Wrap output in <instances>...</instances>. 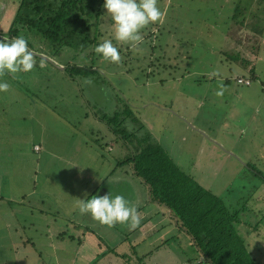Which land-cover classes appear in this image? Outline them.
Listing matches in <instances>:
<instances>
[{
	"label": "rangeland",
	"instance_id": "1",
	"mask_svg": "<svg viewBox=\"0 0 264 264\" xmlns=\"http://www.w3.org/2000/svg\"><path fill=\"white\" fill-rule=\"evenodd\" d=\"M20 2L0 0V38H8ZM157 4L165 13L163 20L141 29L140 42L129 47L113 41L118 63L94 51L98 43L111 39V21L102 7L91 54L65 48L49 58L58 66L70 61L71 69L83 63L97 70L75 80L41 53L52 47L37 35L21 33L33 68L0 72V81L9 85L0 91V103L6 100L0 194L16 199L0 200V264H199L191 238L134 173L133 165L116 167L142 133L150 141L140 138L141 145L160 146L174 163L173 171L194 179L226 206L245 205L243 218L255 230L247 242L264 264V0ZM237 78L250 84H239ZM116 108H125L136 119L127 124L132 132L126 131L134 135L119 134L128 136L125 145L130 149L120 140L118 151L105 150L109 158L102 159L92 145L106 147V138L116 137L107 124ZM34 144L41 146V153L34 152ZM60 159L64 165L69 161L67 172ZM46 169L52 179L39 177L35 192L19 199L20 190L31 189L33 174L43 175ZM106 174L124 180L122 194L131 189L140 205L148 200L143 211H149L150 222L138 229L123 224L112 228L79 212V198L91 189L83 191L85 181L91 175L100 182ZM47 198L50 201H44ZM52 205L54 212L47 210ZM66 210L70 218L64 217Z\"/></svg>",
	"mask_w": 264,
	"mask_h": 264
},
{
	"label": "trees",
	"instance_id": "2",
	"mask_svg": "<svg viewBox=\"0 0 264 264\" xmlns=\"http://www.w3.org/2000/svg\"><path fill=\"white\" fill-rule=\"evenodd\" d=\"M102 5L103 0H21L7 39L22 36V32L28 31L52 47L41 51L46 57L56 58L63 51L61 49L65 48L73 49L77 53L88 50L89 55V48L97 44L95 41L98 37L92 36V32L97 30V34L101 29ZM236 12L239 13V8ZM82 64L73 65L71 69L69 61L64 66L65 73L75 80L77 77H88L97 72ZM69 70L74 71V74ZM126 104L125 107L130 109ZM121 114L126 118L121 119ZM127 115L132 116L123 108L122 113L117 112L112 117L108 116L109 121L106 120L108 127L114 128V141L119 143L123 140L124 145L128 136L134 135L126 132L124 127ZM132 119L136 120L134 117ZM122 132L130 135L119 138ZM140 138L141 141H150L148 137H136L137 144L129 145L133 153L129 152L128 157L117 163L116 167L133 165L134 173L145 180L150 192L155 193V199L170 210L177 224L191 238L193 249L199 252L201 258L198 263L262 264L249 244L252 242H247V238L255 230L251 228L249 220L243 218L247 211L245 205L242 203L239 207L226 206L219 197L194 179L187 178L182 172L173 171L174 163L160 146L152 143L142 146ZM125 147L130 149L126 145ZM234 204L236 205V201ZM248 225L250 229L243 231L242 227ZM186 264H191V261L187 260Z\"/></svg>",
	"mask_w": 264,
	"mask_h": 264
},
{
	"label": "clouds",
	"instance_id": "3",
	"mask_svg": "<svg viewBox=\"0 0 264 264\" xmlns=\"http://www.w3.org/2000/svg\"><path fill=\"white\" fill-rule=\"evenodd\" d=\"M104 15L110 18L111 39H104L95 46L94 51L102 59L119 62V52L113 41L127 43L129 47L141 41V29L149 23L162 22L164 11L158 7L157 0H103ZM33 68L32 53L23 36L0 38V72L10 74L29 72ZM9 85L0 81V91ZM87 197V198H85ZM78 210L90 214L101 224L112 226L127 223L134 228L139 223L137 210L120 195L110 196L93 194L79 198Z\"/></svg>",
	"mask_w": 264,
	"mask_h": 264
},
{
	"label": "crops",
	"instance_id": "4",
	"mask_svg": "<svg viewBox=\"0 0 264 264\" xmlns=\"http://www.w3.org/2000/svg\"><path fill=\"white\" fill-rule=\"evenodd\" d=\"M47 58H50V57H47ZM50 64H52V63H50ZM53 65V64H52ZM61 65V64H60ZM65 66V65H64ZM64 66H62V67H64ZM64 69H65V67H64ZM237 76H239V75H237ZM0 99H2L1 97H0ZM5 99V98H4ZM4 102L6 101V100H3ZM4 102H2V104L0 103V132H2V128H3V126H4V123L6 124V109H5V103ZM117 109V108H116ZM122 111H123V109L122 110H119V109H117L116 110V113L118 112V113H122ZM13 115V114H12ZM114 114H112V116H113ZM122 115V114H121ZM111 116V117H112ZM127 119H126V121L124 122V127L127 129V130H129V131H131L130 129H129V127H132V126H130V124H131V122H130V119H132L133 117H130V115H127ZM123 118H126V116H121V119H123ZM133 120V119H132ZM128 123H130L128 126H127V124ZM6 127V126H5ZM104 127H106L107 128V126L105 125ZM132 132V131H131ZM142 135H144V133H142ZM141 135V136H142ZM110 138H106V140H107V142H105L104 143V145H106V147H102V146H95V145H92V147H96V152L100 155V157L102 158V159H106V158H109V157H106V155H107V153L110 151L111 152V150L114 148L116 151H118V147H120V144H118L117 142H115L114 140L113 141H111V140H109ZM5 137H3V136H0V147H2L3 145H5ZM1 142H3V143H1ZM84 145L85 146H87V147H89V145H91V144H89V143H85L84 142ZM116 146H118V147H116ZM4 148H5V150H6V147L5 146H3ZM37 147H38V149H37ZM33 150H34V152H36V153H41V151H42V148H41V146L39 145V144H34L33 145ZM98 149V150H97ZM121 149H123L122 147H121ZM126 149V151H128L129 149H127V148H125ZM105 150H107V151H105ZM133 153V151L132 150H130V153ZM127 156H128V153H127ZM127 158V157H126ZM39 160V159H38ZM60 161L62 162V164L60 165L61 166V168L62 167H64L65 166V170H66V172H67V166L66 165H69V161H67V162H65V165L63 164L64 163V161L62 160V159H60ZM85 162H86V164H85V166H89L88 165V163H87V161L85 160ZM49 165H47L48 166V168H50L51 167V164H53V162H52V160H49ZM45 164V163H44ZM90 164V163H89ZM40 165V163H39V161L37 162V166H39ZM64 165V166H63ZM117 166V165H116ZM40 167V166H39ZM77 169H78V171H80L81 169H80V167H77ZM77 169H76V171H77ZM124 171V170H123ZM127 173V172H126ZM38 172H35V174H33V177H32V179L33 180H31V185H30V190H20V194L18 195V198L19 199H24V198H26L28 195H32L34 192H35V190H36V187H37V184H38V182H36V179H38L39 177H45V179L48 181H50L52 178H48L49 176H48V174H50L48 171H47V169L45 170V173L43 174V175H41V174H39ZM63 175V174H62ZM17 179H20L21 177H22V175H17V176H15ZM106 179V182L105 181H103V180H105ZM45 180V181H46ZM92 180V181H91ZM105 182V183H103V182ZM123 181L124 180H122V178H115L114 176H112V174H106V176L100 181V182H102V183H100L99 182V180L97 179V178H93L91 175H90V177H89V179H88V181L86 180L85 181V186H84V188H83V191H85L86 189H88V187L90 186V190H89V192H86L87 193V195H93V194H98V195H103V194H105V193H108L109 192V195L110 196H115V195H120V196H122L125 200H127L128 201V203H129V205L130 206H134L135 208H136V210H137V214H142L144 217H145V219L143 218V216L139 219V222H140V224L138 223L134 228H141L142 226H140V225H142L143 223H145V222H150V219H149V217H146V216H148L149 215V211H143V209L145 208V205H146V203H147V201L148 200H146V198H145V200H146V203L145 204H142V205H140L139 203H140V199H139V195L137 194V193H135V192H133V191H131V189H130V192L131 193H128V194H122L121 193V191L122 190H124L123 189V187H122V185H123ZM126 181V180H125ZM93 182H95V183H93ZM126 183H128L127 181H126ZM52 185V184H51ZM49 188H53V187H51V186H48ZM75 187H80V184H78V186H75ZM93 187V188H92ZM120 191V192H119ZM148 193V192H147ZM131 195V196H130ZM78 196H80V195H78ZM84 196H85V194H83V196L81 197V198H84ZM42 198H43V196H41ZM46 197H47V195H46ZM42 198H40L41 200H42ZM85 198H87V197H85ZM0 200H4V201H8L9 203L11 202V203H14V202H16L15 200L16 199H14V198H12L11 197V195L10 194H8L7 196H5L4 195V197L0 194ZM44 201H50V199L49 198H47L46 200H44ZM42 202V201H41ZM147 206V205H146ZM55 209H59V208H56V207H54ZM48 211H50V212H54V210H53V205H52V208L51 209H47ZM60 210H62V209H60ZM42 211V210H41ZM73 214V213H72ZM147 214V215H146ZM169 214H170V211H169ZM3 215L4 214H2V213H0V220L2 219L3 220ZM64 215H66V216H64V217H68V218H70L71 217V214L69 215V212H68V210H66V212H64ZM69 215V216H68ZM67 218V219H68ZM53 219V218H52ZM51 219V220H52ZM4 221V220H3ZM97 221V220H96ZM16 223H18V222H16ZM9 225V228H15V229H17V225H15V224H13L12 225V227L10 226V224H8ZM31 225V224H30ZM119 225H121V223H115V224H113L112 226H110V227H114L115 228V226H119ZM123 227H128L129 229H130V227L128 226V224L127 223H123ZM7 225H4V227H6Z\"/></svg>",
	"mask_w": 264,
	"mask_h": 264
},
{
	"label": "built area",
	"instance_id": "5",
	"mask_svg": "<svg viewBox=\"0 0 264 264\" xmlns=\"http://www.w3.org/2000/svg\"><path fill=\"white\" fill-rule=\"evenodd\" d=\"M237 82L239 84H246V85H249L250 84V81L249 80H244L243 78H237ZM38 149V147H37Z\"/></svg>",
	"mask_w": 264,
	"mask_h": 264
},
{
	"label": "water",
	"instance_id": "6",
	"mask_svg": "<svg viewBox=\"0 0 264 264\" xmlns=\"http://www.w3.org/2000/svg\"><path fill=\"white\" fill-rule=\"evenodd\" d=\"M46 60L49 61V62L52 63V64H55V63H53L49 58H46ZM55 65H56V64H55ZM56 67H57L58 69L64 70V67H62V66H58V65H56Z\"/></svg>",
	"mask_w": 264,
	"mask_h": 264
}]
</instances>
